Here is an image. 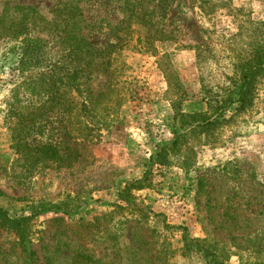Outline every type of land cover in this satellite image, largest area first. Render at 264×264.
<instances>
[{"label": "rangeland", "instance_id": "1", "mask_svg": "<svg viewBox=\"0 0 264 264\" xmlns=\"http://www.w3.org/2000/svg\"><path fill=\"white\" fill-rule=\"evenodd\" d=\"M261 52L264 0H0V206L30 217L24 240L0 222V264H208L166 226L264 264V72L238 101ZM220 95L218 124L181 127L172 105Z\"/></svg>", "mask_w": 264, "mask_h": 264}, {"label": "trees", "instance_id": "2", "mask_svg": "<svg viewBox=\"0 0 264 264\" xmlns=\"http://www.w3.org/2000/svg\"><path fill=\"white\" fill-rule=\"evenodd\" d=\"M66 41V40H65ZM41 48L35 44H32L31 42H28L24 45V48L22 50V59L21 64L23 65H29V64H40L43 62V54L41 55ZM247 69L243 71L242 77L240 81L242 82V85L239 88V98L238 101L241 103V108L244 109L251 103V98L249 95L252 94L254 88H255V81L256 79L264 72V52L258 53L254 55V58L246 64ZM213 96L208 98V109L207 112L197 114L196 112H192V114L185 112H179L177 109L180 108V104L178 107H175V105H172L173 110L175 111L177 116L181 115V118L186 120V122L181 126L184 128L185 126L190 127V131L193 129H196L197 127H202L205 125H216L219 123L220 119L223 117V115L232 107V105L235 103L232 98L224 97V96ZM220 102V103H219ZM180 103V102H179ZM210 115L208 118L205 116ZM194 127V128H193ZM178 144V140L175 139L172 143V146H176ZM165 150V149H164ZM157 156L162 154V150L157 151ZM162 157V156H160ZM158 158V157H157ZM163 158V157H162ZM164 159V158H163ZM152 162V163H151ZM149 165V172H145L143 177L141 179H138L136 181H131L125 184L124 188L120 190L118 201L114 204H112L113 207L121 208V204H128L131 198L134 196V192H140L146 189H149L151 186V180H150V174L153 172L154 164H157V160L152 158ZM161 164H164L159 162ZM167 164V163H165ZM127 194V195H126ZM133 194V195H132ZM3 197V194L0 192V198ZM60 209V208H57ZM158 217H163L165 221V216L163 214H159ZM30 220V217H23V218H12L7 211H5L0 206V222L4 225H6L7 228L18 231L23 240L26 239V232H27V223ZM169 229H175V230H181L183 231V241L185 243L186 247H189L190 244L205 253L207 257L210 258L208 261V264H227L224 261H218L217 258L213 253L210 251L204 249V247L201 245L198 241L190 240L186 228L182 226H166ZM26 248V247H24ZM27 252V250H26ZM32 255L30 257V261H32Z\"/></svg>", "mask_w": 264, "mask_h": 264}]
</instances>
